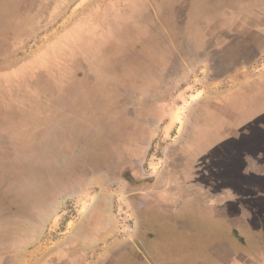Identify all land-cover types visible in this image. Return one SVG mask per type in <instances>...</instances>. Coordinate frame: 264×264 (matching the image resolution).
<instances>
[{
	"label": "rangeland",
	"instance_id": "374dc122",
	"mask_svg": "<svg viewBox=\"0 0 264 264\" xmlns=\"http://www.w3.org/2000/svg\"><path fill=\"white\" fill-rule=\"evenodd\" d=\"M237 23L241 0H0V66L20 67L7 73L19 89L38 81L39 72L51 77L53 66L68 77L86 76L84 66L96 61L114 65L112 73L126 63L146 65L144 73L135 69L143 79L162 63L165 82L120 87L130 93L128 108L151 112H57L47 129L23 112H0L3 264L28 249L43 250L63 232L76 234L67 222L82 221L92 207L105 226L95 235H119L134 220L126 176L172 167L181 176L203 175L195 182L209 191L237 179L261 192V200L250 202L263 247L247 263L264 264V68L255 67L256 54L241 53V36L232 34ZM198 26L206 37L193 33ZM72 84L69 100L77 108L79 88L87 93L92 86ZM59 113L63 120L56 122ZM59 136L67 138L66 150L57 148ZM191 144L205 145L196 161ZM61 177L59 194L54 186Z\"/></svg>",
	"mask_w": 264,
	"mask_h": 264
},
{
	"label": "crops",
	"instance_id": "0c3cea01",
	"mask_svg": "<svg viewBox=\"0 0 264 264\" xmlns=\"http://www.w3.org/2000/svg\"><path fill=\"white\" fill-rule=\"evenodd\" d=\"M220 16L222 18V14ZM239 25L237 23V30L232 34L241 36V53L256 54L258 65L255 67L264 68V0H241V26ZM194 32L206 35L203 27L198 26ZM208 43L209 39H206L205 47ZM94 54H97V49L91 51V55ZM104 64L96 61L86 65L84 68L88 75H73L74 77H68L67 71L61 72L53 66L51 77L42 76L43 72H39L37 75L41 77L37 78L38 81L34 83L28 80L22 89L17 88L18 81L14 76L7 77V73L13 75L20 67L0 66V80L14 84V87L4 86L5 82L0 81V112H23L22 118L25 116L32 121H41L44 127L50 124L49 116L57 112H151L145 107L139 110L128 108L130 93H121L120 87L127 88L129 83L144 86L149 83L165 84L159 75L164 72L162 63L156 64V75H151L149 79H143L135 71L137 69L144 73L146 65L139 69L136 64L126 63L127 68L118 66L119 70L112 73L114 65ZM106 67L108 73L104 72ZM243 68L245 67H241ZM3 75L7 78H2ZM78 81L79 84L89 81L92 88L87 93L79 88V107L74 108L78 101L69 100L74 94L70 86ZM87 103L91 106L85 108ZM3 107L14 110L7 111L6 108L5 111ZM57 117L56 122L63 120L61 113ZM75 122L79 124V117H76ZM51 128L55 134H59ZM2 133L3 131L0 132V157L3 155ZM66 140V137L63 140L59 136L57 148L66 150ZM56 146H53V150ZM190 148L195 150L190 157L194 159L192 161H196L201 151H205L204 144H191ZM17 153V158H20V153ZM174 170L172 167V171L145 176L153 179L148 180L141 191L145 193L142 200H137L141 205L138 208L131 206L134 220L124 224L119 235H95L105 229V226L99 222L100 211L92 213V207L87 218L67 222L66 229L71 223L76 234L71 235V231L69 235H64L63 232L61 237L44 242L43 250L32 248L23 257H12L13 264H248L247 259L251 260L257 249L263 247L257 231L260 223L255 224L259 216L250 202L251 198L261 200V192L245 183L242 185L235 178H231L235 179V186L229 187L221 181L219 187H213L218 189L209 191L195 182L201 174L195 176L194 173L190 176L184 173L181 176L180 172ZM63 181L62 177L55 179L54 187L59 194H62L65 187ZM4 260L5 257L1 256L0 264Z\"/></svg>",
	"mask_w": 264,
	"mask_h": 264
},
{
	"label": "flooded vegetation",
	"instance_id": "af4514ba",
	"mask_svg": "<svg viewBox=\"0 0 264 264\" xmlns=\"http://www.w3.org/2000/svg\"><path fill=\"white\" fill-rule=\"evenodd\" d=\"M153 178L141 177L138 170H134L126 176V181L129 184L131 192L129 194L128 200L131 206L136 208L141 205L137 203V200H142L145 193H142V189L147 185L148 180Z\"/></svg>",
	"mask_w": 264,
	"mask_h": 264
}]
</instances>
